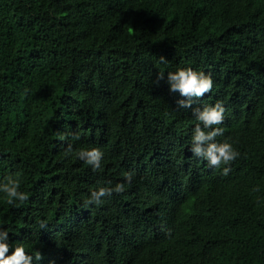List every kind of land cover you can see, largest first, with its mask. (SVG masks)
I'll return each mask as SVG.
<instances>
[{
    "label": "trees",
    "instance_id": "1",
    "mask_svg": "<svg viewBox=\"0 0 264 264\" xmlns=\"http://www.w3.org/2000/svg\"><path fill=\"white\" fill-rule=\"evenodd\" d=\"M188 67L213 88L180 107L166 77ZM217 101L240 153L219 168L190 151L193 109ZM9 177L29 198L0 191V228L33 264H264V0H0Z\"/></svg>",
    "mask_w": 264,
    "mask_h": 264
},
{
    "label": "clouds",
    "instance_id": "2",
    "mask_svg": "<svg viewBox=\"0 0 264 264\" xmlns=\"http://www.w3.org/2000/svg\"><path fill=\"white\" fill-rule=\"evenodd\" d=\"M160 59L165 60L163 56ZM164 79L165 74L158 73L156 84ZM166 79L170 92H179L181 97L187 98L177 101L180 107H191V98L202 97L213 88V80L210 75L190 67L178 68L174 72H168ZM193 112L199 123L196 124L193 131L190 151L194 156L205 159L212 167L219 168L221 165H230L240 153L234 149L231 143L216 141V137L223 134V129L217 127L224 121L225 107L223 103L217 101L215 105H205L202 109L195 108ZM71 151L72 146L69 145L66 154L71 153ZM76 155L85 164L90 165L94 171L101 168L104 155L101 149L97 147L81 149ZM229 171V167H224L223 174L227 175ZM125 180L130 184L132 174L125 173ZM19 189L20 181L11 177L8 178L7 183L0 185V191L6 194L7 203L10 205L15 204L17 201L23 203L28 200V194ZM124 190V183H117L114 187H99L91 191L90 197L85 199V204L95 203L99 205L103 203L104 197L111 196L113 192L122 193ZM10 248L12 246L9 243L8 232L0 228V264H33L34 257L26 252L22 244L17 245L11 254H9ZM35 259L41 260L42 255L37 253Z\"/></svg>",
    "mask_w": 264,
    "mask_h": 264
}]
</instances>
